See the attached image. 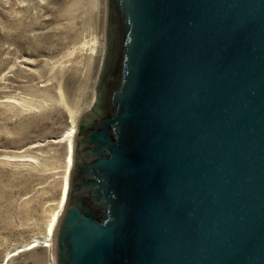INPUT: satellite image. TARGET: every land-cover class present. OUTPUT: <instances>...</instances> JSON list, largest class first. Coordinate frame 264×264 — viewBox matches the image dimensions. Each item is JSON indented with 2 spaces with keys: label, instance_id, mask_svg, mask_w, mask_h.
Instances as JSON below:
<instances>
[{
  "label": "water",
  "instance_id": "water-1",
  "mask_svg": "<svg viewBox=\"0 0 264 264\" xmlns=\"http://www.w3.org/2000/svg\"><path fill=\"white\" fill-rule=\"evenodd\" d=\"M99 98L56 264H264V0H107Z\"/></svg>",
  "mask_w": 264,
  "mask_h": 264
},
{
  "label": "rangeland",
  "instance_id": "rangeland-1",
  "mask_svg": "<svg viewBox=\"0 0 264 264\" xmlns=\"http://www.w3.org/2000/svg\"><path fill=\"white\" fill-rule=\"evenodd\" d=\"M106 19L107 0H0V264H56L45 237L69 132L95 99Z\"/></svg>",
  "mask_w": 264,
  "mask_h": 264
},
{
  "label": "bare ground",
  "instance_id": "bare-ground-1",
  "mask_svg": "<svg viewBox=\"0 0 264 264\" xmlns=\"http://www.w3.org/2000/svg\"><path fill=\"white\" fill-rule=\"evenodd\" d=\"M74 132H75V126H73L69 132L70 143H69V153H68L67 175H66L65 182H64V185L62 188L58 209L52 213L49 224H48V235H47V237H45V242H46L45 245H49L48 241H50L53 244L54 234H55V231L57 228V224H58L62 209H63L64 204H65L66 193H67V188H68V171H69V169L71 167V163H72V147L73 146H72L71 141L74 137ZM35 245H36V242L30 243L28 246H29V248H31L32 246H35Z\"/></svg>",
  "mask_w": 264,
  "mask_h": 264
},
{
  "label": "flooded vegetation",
  "instance_id": "flooded-vegetation-1",
  "mask_svg": "<svg viewBox=\"0 0 264 264\" xmlns=\"http://www.w3.org/2000/svg\"><path fill=\"white\" fill-rule=\"evenodd\" d=\"M93 110H95V111H97L100 115H102V112H101V110H100V108H101V99L99 98V99H97V101H96V103H95V106L93 105L92 107H91ZM77 125H78V122H77ZM77 125H76V128H77ZM84 131V130H83ZM77 132V130H75V132H74V135H75V133ZM82 132V131H81ZM73 143H74V141H73ZM72 168H73V164L71 163V167H70V169H69V171H68V179H69V173H70V171L72 170ZM68 189V188H67Z\"/></svg>",
  "mask_w": 264,
  "mask_h": 264
}]
</instances>
